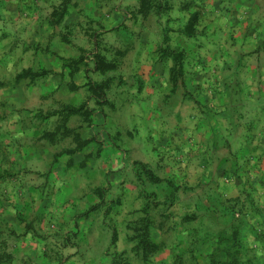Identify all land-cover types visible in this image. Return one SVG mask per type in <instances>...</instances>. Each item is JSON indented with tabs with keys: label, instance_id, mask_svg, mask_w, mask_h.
Here are the masks:
<instances>
[{
	"label": "rangeland",
	"instance_id": "rangeland-1",
	"mask_svg": "<svg viewBox=\"0 0 264 264\" xmlns=\"http://www.w3.org/2000/svg\"><path fill=\"white\" fill-rule=\"evenodd\" d=\"M0 233L4 264H264V0H0Z\"/></svg>",
	"mask_w": 264,
	"mask_h": 264
},
{
	"label": "trees",
	"instance_id": "trees-1",
	"mask_svg": "<svg viewBox=\"0 0 264 264\" xmlns=\"http://www.w3.org/2000/svg\"><path fill=\"white\" fill-rule=\"evenodd\" d=\"M77 108H72L71 111H76ZM151 173V171H149ZM156 180L158 179L155 175H151ZM150 219L146 218L144 223L137 228L136 239L137 247L140 249L141 257L144 262L149 260V258L157 251L159 248V243L150 238ZM8 243L5 238L2 237L0 233V264L11 263L13 261V254L7 249ZM214 257L210 258L212 264H216L213 260ZM237 257L233 256L222 264H237ZM17 264H31L29 261H21Z\"/></svg>",
	"mask_w": 264,
	"mask_h": 264
}]
</instances>
